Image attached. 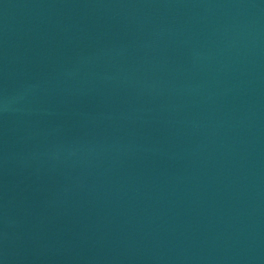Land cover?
<instances>
[{
    "label": "water",
    "instance_id": "95a60500",
    "mask_svg": "<svg viewBox=\"0 0 264 264\" xmlns=\"http://www.w3.org/2000/svg\"><path fill=\"white\" fill-rule=\"evenodd\" d=\"M0 264H264V0H0Z\"/></svg>",
    "mask_w": 264,
    "mask_h": 264
}]
</instances>
